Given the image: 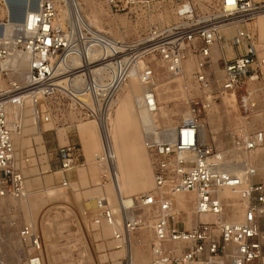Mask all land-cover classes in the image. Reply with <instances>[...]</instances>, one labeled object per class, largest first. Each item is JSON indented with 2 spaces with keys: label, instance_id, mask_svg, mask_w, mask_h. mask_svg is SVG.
Listing matches in <instances>:
<instances>
[{
  "label": "built area",
  "instance_id": "2783aa9c",
  "mask_svg": "<svg viewBox=\"0 0 264 264\" xmlns=\"http://www.w3.org/2000/svg\"><path fill=\"white\" fill-rule=\"evenodd\" d=\"M67 1L0 0L5 8V15L0 16V77L8 81V88L0 89V198L28 195L14 142L28 103L38 120L75 112L81 119L101 122L107 119L119 88L131 75L148 86L152 84L154 69L149 66V57L162 58L172 72L178 73L190 55L196 63L194 80L204 93L192 99L187 115L179 123L164 126L155 118L158 102L151 87L137 104L158 194L148 192L135 197L129 208L122 202L115 208L107 198L100 197L93 210L94 222L113 226L114 239L127 247L125 262L115 264H259L264 253L260 222L264 217V181L254 180L258 167L247 158L240 162L245 178L228 169L229 151L202 140L201 127L204 115L219 97L241 89L248 79L258 78L262 72L264 59L258 56L255 33L248 24L264 11V3L217 0L218 11H214L208 1L202 10L198 1L204 0H180L173 5L175 22L154 26L146 36L126 40L88 24L81 27L72 18L65 28L61 27L57 15ZM105 1L117 12L129 10L139 2L148 3ZM228 24L236 25L231 42L240 54L226 63L214 94L208 66L212 48L222 38L223 26ZM71 57L78 62L72 63ZM22 60L27 64L23 73L17 68ZM95 68L100 70L94 72ZM39 97H43L44 109H39ZM243 97V108L251 110L255 103L248 96ZM147 118L152 123L147 124ZM262 118V125L253 131L232 134L233 148L239 154L264 147V109ZM57 156L61 171L66 173L80 164L81 151L70 144L60 147ZM95 158L105 164L108 156L104 150ZM110 174L107 166L103 177L108 180ZM62 185H68L66 178ZM224 188L237 192L244 203L242 221L209 220L192 227L180 226L184 219L172 209L171 194L194 192L197 213H220L223 200L219 191ZM156 204L160 212L153 220L151 259L136 263L129 247L130 236L143 224L137 211ZM17 242L15 255L20 264H44L43 237L36 226L21 227ZM0 264L15 263L1 258Z\"/></svg>",
  "mask_w": 264,
  "mask_h": 264
},
{
  "label": "rangeland",
  "instance_id": "374dc122",
  "mask_svg": "<svg viewBox=\"0 0 264 264\" xmlns=\"http://www.w3.org/2000/svg\"><path fill=\"white\" fill-rule=\"evenodd\" d=\"M97 1L104 10L101 16L105 20L106 32L109 31V24L107 23L109 22L122 32L121 35H115L109 31V34L120 39L132 40L146 36L154 26L175 22L177 17L174 14L173 5L180 0H148V3L139 2L135 7L122 12L114 11L105 0ZM205 1L213 5L214 11H218L217 0L198 1L202 10L205 8ZM255 1L264 3V0ZM4 15L5 11L2 16ZM248 25L255 33L258 56L264 59V11L256 15ZM232 26L231 32L223 31L222 38L212 48V59L208 66V72L211 76L214 94H216L217 86L220 84L224 74L226 63L240 54L238 48L231 42V37L236 33V25L232 24ZM148 61H150V65L154 69L156 86L163 78L172 82L173 86L167 92V96H170L169 104H167L169 117L159 114L157 118L161 125L173 126L179 123L182 117L187 114L192 99L203 96L204 91L198 87L194 80L195 60L193 58L194 70L191 78L185 72L180 73L185 75L186 82L181 83L179 88L176 86L177 83H174V76L168 74V70L160 57L156 59L149 57ZM183 75L179 77L183 78ZM248 81L249 79L239 91L235 93L229 92L219 97L210 111L204 115L202 125L206 126V132L208 133L205 141L217 149L229 152L235 151L232 140V134L235 131H253L262 125V118L260 119L258 115L262 116L264 109V64L258 80L254 83ZM129 94L130 87L121 97L120 108L116 111V116L119 118L123 111H126L127 115L129 114L128 120L130 121L117 122L114 125L115 134L119 140L123 156L121 163L122 179L126 185L131 181H140V183L145 185L147 190L145 192L155 193L157 190L153 180V160L149 151L142 145L144 144L142 126L136 115L135 117L133 116L135 103L132 105V100H129ZM162 94L161 87H157L160 105H166L163 103ZM244 95L249 98L252 97L255 103L251 110L244 109L242 106ZM43 106L45 107V103ZM210 117L216 118L214 122L211 123ZM44 121L47 127L41 132L42 143H35L32 152L23 151L26 152L23 154V158L29 160L24 165V169L27 172L25 174L27 189L30 193H33V191L38 192L36 197L39 198L40 204L33 213V217L30 218L22 206V201L12 197L0 198V259L4 258L8 262L20 264L16 260L15 255L19 229L25 225H34L40 230L43 237L45 247L44 264H115L121 260L125 262L126 251L121 252V255L114 254L115 251L122 250V248H113L115 247V245L111 244L112 240H114L113 232L110 235H105L102 223L97 225L94 222L93 210L95 205L93 203L100 196L94 194L93 189L111 182L110 178L107 180L103 177L108 165L97 161L95 158L96 154L102 153L100 150L102 148L101 145L91 150L90 157L86 153L81 157V162L83 163L77 166L70 174L67 186L62 185L63 174L60 172L61 168H50L48 164L51 155H48L45 149L46 138L55 137L56 132L62 134L64 127L68 124H78L91 120L80 119L76 114L70 113L68 117L62 116V119L51 116ZM59 128H63V131H60ZM79 131L81 133L80 128ZM81 135L84 139L85 135L83 133ZM76 145L82 148L81 142ZM57 150L54 151L52 157L59 161ZM251 154H255L256 157L252 158ZM245 158L253 161L258 168L263 166L264 169V147L246 154L237 152V156L229 160L240 164ZM29 180L32 184L28 187ZM254 180L264 181V174H260L259 169L258 175ZM52 187L56 191L50 195L47 189ZM87 191L90 192L86 193ZM142 193L146 194L144 191H138V193L133 195V198L143 195ZM95 196L97 197L95 198ZM170 196H173V194ZM173 198L175 201L177 200L175 196ZM188 199L185 196L180 197L179 201L182 204L178 205V207L181 216L190 215L191 203ZM111 205L114 206L115 204L111 203ZM114 207L117 208L118 204L116 203ZM158 211L159 206L157 204L155 207L144 208L137 212L146 220L147 215L158 213ZM230 212L228 211V213ZM28 219H32V221L27 222ZM260 222L264 230V217ZM144 226L143 224L135 231L130 236V240L134 238L137 244H143L145 248L147 247L151 257L150 242L153 235L151 232L148 240L144 241L142 237V228ZM180 226L188 227L182 220H180ZM259 264H264L262 259Z\"/></svg>",
  "mask_w": 264,
  "mask_h": 264
},
{
  "label": "bare ground",
  "instance_id": "6f19581e",
  "mask_svg": "<svg viewBox=\"0 0 264 264\" xmlns=\"http://www.w3.org/2000/svg\"><path fill=\"white\" fill-rule=\"evenodd\" d=\"M5 11V8L0 4V16L3 15ZM103 8L101 5H99L97 0H69L63 5L60 6L58 15H57V21L61 25V27L65 28L67 24V20L69 18H72L75 22H78L81 27L85 26L86 24L95 27L96 29L100 31H107L105 28V20L101 16L103 14ZM109 24V31H111L115 35H121L122 32H120V29L117 28L114 24ZM231 25V26H229ZM232 24L224 25L223 26V31L224 32H231L232 30ZM11 27H9V30ZM108 31V32H109ZM157 57H151V59H156ZM162 59V58H160ZM72 63H77L78 60L77 58L71 57L70 60ZM164 62L167 72L170 76H174L175 82L177 83V88L181 85V83L186 82L183 74H180L182 72H185L190 78L192 76V72L194 70V62H193V57L188 56L184 59L181 71L178 73L172 72L169 67L167 66L165 60L162 59ZM185 62V63H184ZM150 64V61L148 62ZM146 65V62H144ZM151 68H153L151 65H149ZM63 67V63H60V68ZM19 69V72L23 73L26 71L27 64L25 63V60L20 61L19 65L17 66ZM100 69L95 68L94 72L99 71ZM183 78L179 77L182 76ZM24 75L22 74L20 77H23ZM258 78L253 77L251 78L248 82L253 83L257 81ZM173 86L172 82L167 81L166 79H161L159 84L156 86V81H155V76L153 77V82L150 86L147 84H144L136 75H131L130 78L128 79L127 82H125L118 90L114 103L112 105V109L109 112V115L107 119L105 118L104 121H96V120H91L88 122H82L78 123L79 128L81 130V133L85 135V145L89 149H94L98 145H101V152H104V150L107 153L108 159L106 160V163L108 164V167L110 169V183L103 184L100 187H97L93 189L94 194H97L100 197H105L109 200L110 203L113 205L116 203L121 204L125 206V208H129L133 199V195L135 193H138V191H144V193H147L145 191V185L143 183H140V181H131L126 185L123 182V175L121 173V163H122V153L121 149L119 146V140L115 134L114 130V125L117 122H123V121H130L128 120L129 117L127 115L126 111H123L122 115L117 118L116 116V111L120 108V102H121V97L122 95L126 92V90L130 87V98L129 100H132V105L135 103V113H133V116L139 120L141 126H142V135H143V124L141 121V117L139 115L138 109H137V104L139 100L142 98L143 94L147 91L149 87L153 88L156 94V99L158 102V110L157 113L155 114V118L159 114L165 115L166 117H169V111H168V105L170 96H167L168 89ZM157 87H161V90L163 91L162 94V100L163 103L166 105H160V98L157 95ZM8 88V81L5 78L0 77V89H6ZM240 90V89H239ZM238 89L235 90L232 93H235L239 91ZM252 94V92H251ZM43 97H39V102H40V107L39 109H44V102H43ZM252 99V97H250ZM247 100V97H245ZM189 110V108H188ZM74 114V113H73ZM187 115V114H186ZM261 115V114H260ZM258 117L261 119L262 116ZM183 118V117H182ZM218 118V117H217ZM169 119V118H168ZM216 119V118H215ZM213 117H210L211 123L214 122L215 120ZM263 121V118H262ZM145 122L152 123V121L147 118ZM47 124L44 120H38L34 115H33V109L32 107L29 106V103L27 104V108L23 112V124L21 130L14 135V142H15V147H16V156L18 159V166L21 168V170L26 174L27 172L25 171V163L29 162L28 159L23 158V154L26 152H32L34 150L33 146L35 143L41 144L43 137L41 132L46 129ZM60 131H63V128H59ZM100 132V133H99ZM207 132H206V126L202 125L201 127V139L202 140H207ZM143 137V136H142ZM144 143V140H143ZM145 147V144H142ZM146 148V147H145ZM26 151V152H23ZM246 154V153H244ZM259 155V154H258ZM237 152L231 151L227 152V157L226 161L229 163L228 169L233 171L234 173L237 174H242V177L245 178V174L243 169L240 168V164L233 162V164H230V160L232 157H236ZM239 156V155H238ZM248 156V155H247ZM246 156V157H247ZM252 158H255V154H251ZM258 157V156H257ZM249 160V159H247ZM234 161V160H233ZM237 162V161H236ZM259 173L264 174V169L263 166H260L259 168ZM263 169V170H262ZM80 172V170H79ZM82 173V172H81ZM83 174V173H82ZM80 176H82L80 174ZM154 180V177H153ZM32 182H28V187L31 186ZM59 187V186H58ZM59 189V188H58ZM48 194L52 195L55 193L56 189L55 188H48L47 189ZM90 191H87L88 193ZM223 192V197L225 198V201L221 198V193ZM229 188H224L219 191L220 198L223 200V210L220 213H197L196 207L194 200L196 198V195L194 192H185V193H175L173 196L177 198L175 201L172 196V204H173V210L177 212V214L180 215V209L178 205H181L182 202H180V197L182 194H190L192 197L188 200L191 203V211L190 215H184L183 219L185 221L186 226L192 227L195 225H198L202 221H209V220H215L219 221V223H238L242 221L243 216H244V211H245V205L241 201L240 196L238 193H233ZM38 192L30 193L28 190V195L25 198H15L19 199L22 201V206L26 210V212L29 214V217H33V213L38 209L40 201L39 198L36 197ZM154 193V192H151ZM155 193H158L157 191ZM154 193V194H155ZM143 194V193H142ZM236 194V195H235ZM97 196H95L96 198ZM238 197V201H237ZM13 198V197H12ZM42 198V197H41ZM94 198V199H95ZM98 199V198H97ZM97 199L94 200L93 205L94 208L96 207V202ZM178 204V205H177ZM114 205V206H115ZM157 205V204H156ZM155 205V206H156ZM155 206H149L145 208H152ZM238 207V210H237ZM240 208V212H239ZM121 210H124V208L121 207ZM150 210V209H149ZM148 210V211H149ZM231 211L228 213V211ZM160 210L158 211V213ZM154 213L153 215H147L146 220L143 219V224L145 225L142 228V237L144 238V241H147L151 232L153 231V220L154 217L158 214ZM154 216V217H153ZM142 217V216H141ZM143 218V217H142ZM32 219H28L27 222H31ZM142 224V225H143ZM141 225V226H142ZM149 227V228H148ZM102 228L103 232L105 235H110L114 227L103 222L102 223ZM98 234V233H97ZM133 237V236H132ZM112 245H115L113 248H122V250L115 251V255H121V252L127 251L126 246L119 240H112L111 242ZM110 244V245H111ZM128 246V245H127ZM45 248V247H44ZM131 248V249H130ZM130 254L134 262H147L151 259L149 252L147 251V247L143 246V244H137L134 241V238L130 241ZM262 262H264V257H262Z\"/></svg>",
  "mask_w": 264,
  "mask_h": 264
},
{
  "label": "crops",
  "instance_id": "0c3cea01",
  "mask_svg": "<svg viewBox=\"0 0 264 264\" xmlns=\"http://www.w3.org/2000/svg\"><path fill=\"white\" fill-rule=\"evenodd\" d=\"M70 113H74V114L77 115V113H75V112H67V113H65V115L63 117H65V116L68 117L70 115ZM55 117H58L59 119H62V117H59L57 115L53 116V118H55ZM77 117H79V116L77 115ZM55 135H56L55 137L46 138V140H45V149L47 151V154L51 155V157L49 159V163H48L50 168L51 167H54V168L60 167V161H57V159H53L54 157H52V155H53L54 151H56L60 147L66 146V145H70V144L76 145V144H78V142H81L82 148L78 147L80 149V151H81V157L83 155H85V153L88 155V157H90L92 151H91L90 148L88 149L87 146L85 145L86 143L84 142L85 140L83 139V136L81 135V133L79 131L78 124H68L67 126L64 127V132L62 134H60L59 132H56ZM82 151H83V154H82ZM82 163L83 162H81V160H80V164L79 165H81ZM75 168L72 171H69V172H66V173H63L60 170V172H62V174H63V178L62 179L66 178L68 180L70 178V174L75 170ZM25 177H26V175H25ZM26 183H27V178H26ZM184 196H185V198L187 197V199L188 198L190 199L192 197L190 194H182L181 197H184ZM221 198L225 201V198L223 197V192L221 193ZM237 201H238V197H237ZM239 212H240V208H239ZM152 235H153V231H152Z\"/></svg>",
  "mask_w": 264,
  "mask_h": 264
}]
</instances>
